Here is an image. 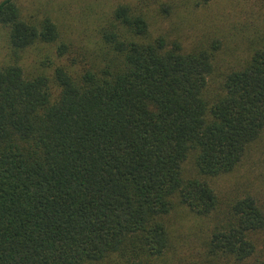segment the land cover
<instances>
[{"label":"trees","instance_id":"1","mask_svg":"<svg viewBox=\"0 0 264 264\" xmlns=\"http://www.w3.org/2000/svg\"><path fill=\"white\" fill-rule=\"evenodd\" d=\"M211 1L0 0V264H264V188L213 185L264 152V25Z\"/></svg>","mask_w":264,"mask_h":264},{"label":"rangeland","instance_id":"2","mask_svg":"<svg viewBox=\"0 0 264 264\" xmlns=\"http://www.w3.org/2000/svg\"><path fill=\"white\" fill-rule=\"evenodd\" d=\"M34 1L38 5L43 0H21L25 6H31ZM250 3V0H212L209 7L196 11L195 18L199 21L197 32L201 33L205 29V34L219 38L220 34H225L230 39V47L232 44L243 47L244 39L251 34L252 30L257 25L258 27L264 25V23L255 21L254 15H251ZM186 30H188V26ZM74 35L77 34L74 33ZM4 47L5 42L0 40V59L5 55ZM235 52L240 54L238 50ZM29 58L28 62L30 63L31 58ZM263 176L264 152L255 148L253 152L242 159L232 173L214 178L213 185L219 195L235 192L233 191L235 189L244 193V191L264 188V181H261Z\"/></svg>","mask_w":264,"mask_h":264}]
</instances>
